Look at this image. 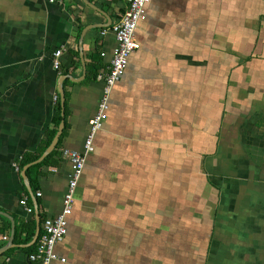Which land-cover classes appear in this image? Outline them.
<instances>
[{
	"label": "crops",
	"instance_id": "1",
	"mask_svg": "<svg viewBox=\"0 0 264 264\" xmlns=\"http://www.w3.org/2000/svg\"><path fill=\"white\" fill-rule=\"evenodd\" d=\"M126 7L0 0V264H35L43 220L63 208L62 151L83 150ZM146 11L56 247L66 261L53 264H264V0Z\"/></svg>",
	"mask_w": 264,
	"mask_h": 264
},
{
	"label": "built area",
	"instance_id": "2",
	"mask_svg": "<svg viewBox=\"0 0 264 264\" xmlns=\"http://www.w3.org/2000/svg\"><path fill=\"white\" fill-rule=\"evenodd\" d=\"M55 2L57 0H49ZM127 7L110 29L116 38V46L113 50L112 58L108 71L100 73V79L104 81V94L99 104L97 113L89 120V131L86 136L83 150L63 149L62 156L67 157L72 170L69 175L67 191L64 195L63 208L55 217L43 220V231L38 239L37 248L30 254V260L35 264H53L55 261L65 262L66 258L59 255L56 251L57 245L62 242L68 233L69 216L72 214L76 191L82 177L87 157L95 151V138L97 133L104 127L108 118L110 108L109 98L119 79L123 77L130 55L140 47V42L136 36L138 26L147 19L146 7L150 0H125ZM103 32H106L104 29ZM62 50L58 49L54 53V66L59 68V56ZM104 55V53H103ZM41 195V192L37 193ZM21 203L27 206V211L32 212L27 198ZM6 238V237H5Z\"/></svg>",
	"mask_w": 264,
	"mask_h": 264
},
{
	"label": "water",
	"instance_id": "3",
	"mask_svg": "<svg viewBox=\"0 0 264 264\" xmlns=\"http://www.w3.org/2000/svg\"><path fill=\"white\" fill-rule=\"evenodd\" d=\"M105 26H107V25H106V24L101 25V27H105ZM59 88H60L61 104H62L63 115H64V105H65V98H66V96H65V91H64V89H63V87H62V81H61V83H60V87H59ZM63 127H64V122L61 123L60 131H59V132L62 131ZM57 141H58V135L55 137V139L53 140V142L51 143V145L47 148V150H46L45 153L42 155V157H41L39 160H37V161L42 160L47 154H49V153L53 150V148L55 147ZM37 161H36V162H37ZM23 176H24V178H25V181H26L27 186L31 189L30 184H29V180H28V177H27V174H26V170L24 171ZM31 192H32V190H31ZM40 219H41L40 217L37 219V222H38V229H37V232H36V235H35L34 241L37 240V238H38V236H39V234H40V229H41L40 226H39V224H40ZM7 249H8V246H4V247L0 248V255H2L3 252L6 251Z\"/></svg>",
	"mask_w": 264,
	"mask_h": 264
},
{
	"label": "trees",
	"instance_id": "4",
	"mask_svg": "<svg viewBox=\"0 0 264 264\" xmlns=\"http://www.w3.org/2000/svg\"><path fill=\"white\" fill-rule=\"evenodd\" d=\"M58 107V114L56 115V117L54 118V123H55V125L56 126H58L59 125V123H60V121L62 120V116H61V106H60V103L58 102V105H57ZM67 113V112H66ZM56 134V131L54 130V131H52V132H50V134H49V139H48V143L52 140V138L54 137V135ZM55 151H57V149L56 150H54L52 153H50L47 157H46V159L44 160V162L45 163H47V161H49L50 159H52L53 157H54V155H55V153H57V152H55ZM39 157V155H36V156H33V157H31V158H26L25 160V162L26 163H28V162H31V161H33V160H35V159H37ZM43 162V163H44ZM43 163H39V164H37L36 166H40L41 164H43ZM35 246V245H34ZM33 248V247H32Z\"/></svg>",
	"mask_w": 264,
	"mask_h": 264
},
{
	"label": "rangeland",
	"instance_id": "5",
	"mask_svg": "<svg viewBox=\"0 0 264 264\" xmlns=\"http://www.w3.org/2000/svg\"><path fill=\"white\" fill-rule=\"evenodd\" d=\"M254 56H255V55H250V56H249V59H250V58H253ZM255 63H256V61L253 62L252 64H255Z\"/></svg>",
	"mask_w": 264,
	"mask_h": 264
}]
</instances>
